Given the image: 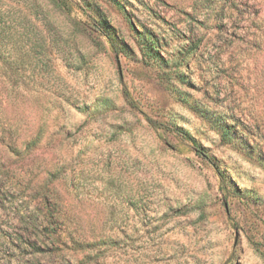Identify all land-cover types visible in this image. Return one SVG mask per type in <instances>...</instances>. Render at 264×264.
<instances>
[{
  "label": "rangeland",
  "instance_id": "rangeland-1",
  "mask_svg": "<svg viewBox=\"0 0 264 264\" xmlns=\"http://www.w3.org/2000/svg\"><path fill=\"white\" fill-rule=\"evenodd\" d=\"M0 29V264H264V0H0Z\"/></svg>",
  "mask_w": 264,
  "mask_h": 264
},
{
  "label": "trees",
  "instance_id": "trees-1",
  "mask_svg": "<svg viewBox=\"0 0 264 264\" xmlns=\"http://www.w3.org/2000/svg\"><path fill=\"white\" fill-rule=\"evenodd\" d=\"M2 29H0V31H1ZM3 31H6L8 34H10L9 33V28L8 29H4ZM107 34V36H109L110 34L109 33H106ZM188 138H190V137H188Z\"/></svg>",
  "mask_w": 264,
  "mask_h": 264
}]
</instances>
